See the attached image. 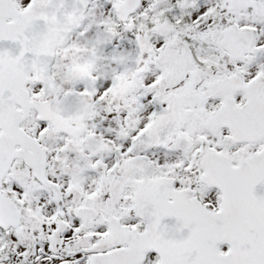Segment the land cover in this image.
Masks as SVG:
<instances>
[{"label": "snow or ice", "instance_id": "snow-or-ice-1", "mask_svg": "<svg viewBox=\"0 0 264 264\" xmlns=\"http://www.w3.org/2000/svg\"><path fill=\"white\" fill-rule=\"evenodd\" d=\"M0 264H264V0H0Z\"/></svg>", "mask_w": 264, "mask_h": 264}]
</instances>
